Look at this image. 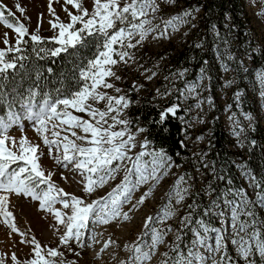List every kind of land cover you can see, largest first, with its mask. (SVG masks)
<instances>
[{
	"label": "snow or ice",
	"instance_id": "6c2138e0",
	"mask_svg": "<svg viewBox=\"0 0 264 264\" xmlns=\"http://www.w3.org/2000/svg\"><path fill=\"white\" fill-rule=\"evenodd\" d=\"M200 8L181 0H42L30 14L21 0L14 7L0 0V264H264V220L255 211L264 209V172L257 176L233 162L254 192L250 199L208 159L211 140L207 151L202 143L203 105L215 107L209 61L189 81L188 68L173 67L159 52L155 62L145 56L152 45L171 46L177 39L202 50L204 37L188 42ZM248 8L261 23L243 55L231 45L236 25L228 12L223 34L216 23L208 25L222 72L234 64L247 77L246 61H264V0H248ZM91 41L95 52L81 63L77 50ZM61 53L76 62L69 59L71 67L49 87L36 60ZM9 73L28 86L20 91L16 83L8 90ZM249 82L264 102V66ZM243 99L235 91L236 108ZM141 101L154 105L150 127L130 115ZM240 115L254 130V117ZM172 120L181 134L176 151L150 139L151 127ZM233 122L236 146L243 147L239 137L247 139L246 130ZM206 176L211 180L205 184ZM169 177L174 179L159 205L142 217V229L118 242L114 234L156 199ZM218 181L225 187H214ZM214 219L221 227L210 223Z\"/></svg>",
	"mask_w": 264,
	"mask_h": 264
},
{
	"label": "trees",
	"instance_id": "16d2710c",
	"mask_svg": "<svg viewBox=\"0 0 264 264\" xmlns=\"http://www.w3.org/2000/svg\"><path fill=\"white\" fill-rule=\"evenodd\" d=\"M181 3H190V0H181ZM198 4L201 5L202 18L200 19L201 24L199 29L202 32L201 37L205 39V45L202 50H193L188 47V45L182 46L179 50L175 52L168 53L167 58L171 64H177L181 67H186L189 69L187 79L192 80L196 77L197 71L201 66L203 60L209 61V65L214 58V52L212 49L213 39L212 36L207 32L208 25L210 23H216L221 31L224 33L223 28V19L224 13L228 12L234 19L233 23L236 25L232 33L235 35V38H231V45L234 49L239 50V54L243 55V48L247 46L248 33L246 32L248 14L245 9L243 0H198ZM71 49L69 52L71 53ZM95 52V41L89 42L86 46L80 47L77 50V55L81 63H85L87 59L92 58ZM195 57V59H193ZM71 59L73 63L76 62V57L61 53L58 57L49 58L47 60H36V64L42 66V71L44 76L48 77L49 87H54L51 81L58 79L61 72L70 68L71 65L67 61ZM31 65V61L28 62ZM261 64H264V61L260 60L259 57L256 58L255 62H251L249 68L248 76H245V73L240 71L237 87L242 91L244 99L247 96H250L251 93H255L253 85L249 82L252 71L256 69ZM53 68V73L49 74L47 68ZM10 83L6 85L8 90L14 86V84L19 83L20 88L18 90L23 91L24 88L28 86L30 81H21L20 76L17 75L15 80H13L11 73H9ZM34 78V77H33ZM71 84V81H68ZM127 86V85H125ZM252 90V91H251ZM256 98V95H255ZM254 98V99H255ZM135 99V96H133ZM148 100H151V97H147ZM243 99V101H244ZM256 102V101H255ZM19 106H17L18 109ZM243 109H247L243 106ZM154 105L148 104L145 101H141V106L139 109L133 108L130 112L131 116L140 117L141 121L144 122L145 127H150L149 121L155 118L156 113L153 111ZM252 115L257 116L256 107L250 109ZM5 110L0 106V115H4ZM177 121L172 120L166 123L163 126L151 127V136L150 139H154L158 144L164 145L166 148H170L172 151H176L177 141L181 138V134L178 132ZM257 137H253L252 140L257 141ZM212 142L213 148L209 152V157L211 160L216 161V166L218 171L222 168L226 176H230L233 179V184H237L239 180V173L234 166L233 160L235 159L234 152L229 148V137L225 131L223 125L220 122H215L214 128L212 129ZM182 155L183 150H181ZM179 162V161H178ZM247 162L248 168H250L254 174L260 176L264 172V157L261 152V149L257 144H253L251 149L247 152ZM207 180H211V176H206ZM225 182L218 181L213 184L218 190L220 187L224 186ZM202 199V198H201ZM214 227H219L218 221L210 222Z\"/></svg>",
	"mask_w": 264,
	"mask_h": 264
},
{
	"label": "rangeland",
	"instance_id": "374dc122",
	"mask_svg": "<svg viewBox=\"0 0 264 264\" xmlns=\"http://www.w3.org/2000/svg\"><path fill=\"white\" fill-rule=\"evenodd\" d=\"M5 2L9 6L14 7L17 0H5ZM21 2L24 3L26 9L29 11L30 14L33 12V6L36 9H39L42 7V5H40L39 3H36L35 0H21ZM243 2L245 5L246 12L248 14L247 16L249 18L248 22H247L248 26L246 28V32L248 33V37H249L253 34V31H255L256 34L259 33L261 21L253 17L252 11H250L248 8V0H243ZM190 3L196 4V3H198V0H190ZM201 18H202V10L200 8V12L198 14L197 21H196L197 29L194 30L192 33H190V35L188 37L189 43H191L193 40L199 39V37H201V35H202L201 34L202 32L199 29V25L201 24V21H200ZM2 27L3 26L0 25V28H2ZM183 30L184 29H182L181 31H183ZM231 38H235V35L233 33L231 35ZM247 44H248V40H247ZM184 45H188V44L182 43V41L180 39L173 41L171 46H168L167 42H165L163 46L152 45L150 47V49L146 50L145 56L146 57H149V56L152 57L153 62H155L159 59V57L154 55L156 52H159L161 55H165L167 57L169 52L173 53V52H175V50H179ZM246 64L248 67V66H250L251 62L246 61ZM172 65H173V67L180 66L177 64H172ZM262 66H264V64H261L258 67H262ZM209 68H210L209 75L212 77L210 92L214 97L215 107H211V108L208 107L206 102L203 105V119H205L207 121V123L203 124V125H199V127L202 129V134H204L206 136V139L202 142L204 145V150L205 151L208 150L207 149L208 140H211V143L213 144V142H212V129L214 128L215 122L218 121L223 125L225 131L228 134L229 141H230L229 142V148L234 152L233 156L235 157L233 162L246 164L248 167L247 152L251 149L252 145L249 146V141H251L253 137L258 136V139L255 143L261 149V152H262L263 157H264V107L260 106V105L264 104V102L259 101L258 92H255V93H251L250 96H247V98L244 99V101H242L243 106L247 109L244 110L242 107V104H241L240 108H236L235 104H234V100H233V94L235 93V91L239 90L237 87L239 74L237 73L236 66L234 64H232V65H230L229 70L222 72L219 64L217 63V61L215 59V55H214V58L211 61V64L209 65ZM255 70L256 69H254L252 71V74L250 76L251 79H254V77H255ZM197 73H198V71H197ZM196 76H197V74H196ZM194 79H192V80H194ZM192 80H189V81H192ZM228 80L232 81L231 85H225L224 84V82L228 81ZM204 83L207 84L208 81L205 80ZM157 86H159V84H157ZM149 87H151V86L149 85ZM208 94L209 93L207 91H205L202 93V96L206 97ZM141 95H144V94L142 93ZM255 95H256V98H255ZM188 103L194 105L195 99H190L188 101ZM229 104H233V107L228 112H225L224 109ZM254 106L257 109V116L252 115V112L250 111V109ZM233 112H235L237 115L233 118V120H230L229 117L232 115ZM241 112L250 113L254 117V123H253L254 130H248V121L244 120L243 116L240 115ZM193 114H195V110H194ZM214 117L216 118L215 120L213 119ZM234 120L239 121V127L244 128L246 130L247 139L245 138V134H243V133L239 137L240 142L244 145L243 147L236 146L237 145V137L233 134V128L235 127V124L233 122ZM23 122L25 124H27L26 120ZM208 159L211 160L209 156H208ZM217 170H218V167H217ZM238 173H239V171H238ZM173 179H174V177H169V178H166L164 181H162V184L160 186H158V190L155 192L156 199L155 200L150 199L149 203L143 208V210L138 211L135 214L134 219L129 224L125 225L124 230L117 231L114 234L118 238V242L120 239H126V240L130 241L142 229V223H141L142 217L144 216V214L146 212H152L154 209H156V207L161 202L159 198L161 196H163L165 191H167V187L172 182ZM207 182H208V180L205 177L204 183L206 184ZM241 186L245 187L249 198L254 199L253 190L251 188H248L247 183L240 176L237 184H235V187H241ZM198 187H199V185H198ZM224 187H225V185L220 187L219 190L224 188ZM102 194H103V191H98V193H97V195H102ZM188 202L190 203L191 200H189ZM255 211L258 215V218L261 220H264V209L257 207L255 209ZM181 214H183V213H181ZM212 221L213 222L214 221L219 222V220H215V219ZM171 223H173V226L175 228V226H176L175 221H171ZM219 224H220V222H219ZM219 227H221V225H219ZM219 227H217V228H219ZM225 227L228 229L229 232L231 231L230 221L226 222ZM214 235L215 234H212V242L213 243H214ZM105 238H107V237L105 236ZM188 238L189 239L191 238L190 235ZM144 239H145V242H147L149 240V237H145ZM121 248H122V245H121ZM229 253H230V255H232L235 258V251L230 244H229ZM121 256L123 257V252H121ZM105 260H108L107 256H105ZM110 264H111V262H110Z\"/></svg>",
	"mask_w": 264,
	"mask_h": 264
},
{
	"label": "bare ground",
	"instance_id": "6f19581e",
	"mask_svg": "<svg viewBox=\"0 0 264 264\" xmlns=\"http://www.w3.org/2000/svg\"><path fill=\"white\" fill-rule=\"evenodd\" d=\"M36 3H39L40 5H42V0H35Z\"/></svg>",
	"mask_w": 264,
	"mask_h": 264
}]
</instances>
